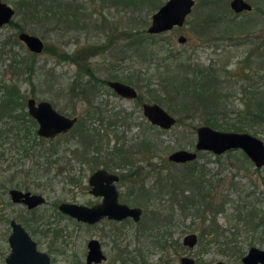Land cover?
Returning <instances> with one entry per match:
<instances>
[{
  "label": "rangeland",
  "instance_id": "rangeland-1",
  "mask_svg": "<svg viewBox=\"0 0 264 264\" xmlns=\"http://www.w3.org/2000/svg\"><path fill=\"white\" fill-rule=\"evenodd\" d=\"M166 1L156 0L155 5H135L110 1L103 4L101 0H54L48 6L40 5L38 13L33 15L28 13L27 8L20 7L19 0H2L15 9L11 21L18 26L8 23L0 27V83L13 80L19 86V93L25 95L26 99L35 98L37 102L47 100L63 114L76 115L80 123L85 125V129H91V132L94 131L102 137L101 143L98 142V151L93 146H87L76 130L56 139L60 148H63V144L65 148L69 147L71 183L75 182V176H82L81 172H78L81 168L86 169L83 171V183H86L87 176L94 167L93 163L90 164L91 167L85 163L84 156L107 157L109 152L125 150L127 152L124 156L130 158V161L123 166L130 170L137 168L139 171L128 178V185L144 178L151 193L156 191L154 200L149 204L144 199L134 201L144 209L138 223L130 221L127 224H117L116 229L112 228L114 224L106 223V227L111 229H108V235L105 237L97 230H89L83 224L58 217L56 213L50 220L47 217L53 214H50L51 206L41 207L36 211L39 218L48 219L53 228L58 225L65 229V234L70 235L69 240L73 243L70 242V248L69 244L64 246L65 251L60 256L56 255L59 260L56 264H67L64 256L70 251L83 248L85 240L90 236L103 241L107 259L102 264H111L110 258L115 246H129L134 249L141 247L144 255L150 252V256L147 255L146 258H150L152 262L164 255L167 248V256L172 255L174 251L169 247H159V233H163L162 237L168 241L179 242L187 233H197L201 237L197 246L192 249L183 246L178 249L177 257L184 254L197 256L200 264H210L218 260L226 264H241V257L251 246L264 249V228L260 226L252 231V221L248 225L246 218L240 217L247 215L248 210L254 211L256 217L253 223L257 224L259 215H264V166L255 168L249 159L244 158L241 150H232L230 155L199 151L196 161L186 163L168 158L177 150L195 151L196 129L208 125L206 120L210 117L219 125L215 129L234 131L235 127L228 124H238L241 128L239 132L252 134L264 141V122L255 118L251 120L248 118L250 116L238 113L245 108L244 104L251 96L247 85H251L250 88L258 87L264 96V0H247L254 10L241 14L232 12L230 0H195L193 10L183 26H175L158 34L147 33L152 14ZM212 18L216 19L215 26L208 34L214 30L212 34L221 35L223 39L209 40L207 33L200 34L207 29L206 25ZM238 22L246 32H251L247 33L249 36L246 37L245 43L235 42L234 36H226L229 34L226 29L232 28L234 23L237 25ZM19 26L23 27V31L40 37L44 47L49 45L53 48L52 52L43 49L42 53L36 54L35 69L32 73L28 72L24 61L32 59V52L18 39ZM142 29L145 31L140 34L143 41L140 44H131L128 34ZM179 36H184L186 40L180 42ZM256 45L263 46L261 54L260 49H255ZM87 48L93 51L85 53L79 64H88L100 80H118L134 86L142 100L137 102L117 95L107 83L91 80L78 63L62 59L58 55L62 52L75 55L80 53L81 49L85 51ZM187 67L191 70L200 67L206 72L199 70L193 75L194 72L185 71ZM78 70L81 74L79 78L76 77ZM176 72L180 77L181 74L182 77L189 74L188 79L191 83L194 80L196 84L194 90L201 94L200 100L195 101L193 89L191 95L180 97L182 92L177 94L166 85L168 82H162ZM74 80L77 83H74ZM74 85L75 89L70 92ZM81 88L85 89L87 95H80ZM167 91L173 96L177 94L178 97L167 100ZM155 95L164 97L159 105L176 119L175 124L168 129L151 124L143 115L142 102L156 103L149 99ZM2 96L3 93H0V99ZM95 104L98 105L96 108ZM19 109L21 108L17 107L15 111L18 112ZM101 110L104 112L103 120L98 116ZM177 119L180 121L177 122ZM19 123L21 122L15 121L6 125V172L7 175L16 174L15 181L21 180V172L25 175L28 173L31 180L37 181L36 174L47 167L46 157L40 158L33 153L24 155L32 141L30 138L25 140ZM0 130H3L1 126ZM82 131L84 132V128ZM43 145L47 147V143ZM74 149L75 152H72ZM117 156L115 160L120 161L122 155ZM191 167L197 168L191 178L193 181H196L194 179L199 178L203 171L204 178L214 185L211 195L215 209L224 199L227 200L222 209L214 215L210 209L204 210L205 201H201L200 193L196 196L197 187L186 185L191 181L189 177L183 180L186 185L183 193L189 196L188 198L195 194V203L189 205L184 212L180 210L181 213L179 207L174 205L176 210L170 213L169 195L172 192L175 196V191L168 184L175 181L165 183L167 181L163 179L164 174L170 172L175 176L176 173H189L187 169ZM61 183H55L54 193L51 198H47L48 202L51 199L57 201L70 198L68 195L62 196V189H58ZM81 185L75 190L81 191ZM123 186L127 188L126 184ZM76 195L79 202L89 200L87 195L83 196L79 192ZM185 198L187 197H182L183 202ZM21 209L8 201L7 216L11 217ZM157 212L163 217L172 214L173 218L171 221L162 219L163 221L153 224L150 229L140 231L142 226L150 224L151 217ZM213 216L215 224L224 230L218 237H215V234L201 233L214 229L210 222ZM3 228L4 225H0V249L8 250V222L6 233L2 235ZM165 232H170L171 237H166ZM232 232L239 233L234 235ZM50 237L49 234L45 242H49ZM235 244L239 246L238 251L232 250ZM175 259L177 258L175 257L174 261Z\"/></svg>",
  "mask_w": 264,
  "mask_h": 264
},
{
  "label": "flooded vegetation",
  "instance_id": "flooded-vegetation-1",
  "mask_svg": "<svg viewBox=\"0 0 264 264\" xmlns=\"http://www.w3.org/2000/svg\"><path fill=\"white\" fill-rule=\"evenodd\" d=\"M231 1L232 0H230V2ZM245 1H247V0H245ZM230 2H229V6H230ZM247 2L250 3L249 1H247ZM194 4H195V0H194L193 5H192L191 12L193 10ZM250 5H251L250 10H243V11L237 12L234 9H232L231 6H230V9L235 14L251 13L254 10V7L251 3H250ZM191 12L189 13V15L191 14ZM188 16L186 17L184 23L181 26H183L185 24ZM215 20L213 18H212V20L210 19L206 25L207 29L205 31L200 32L201 35H205L207 33L209 40L223 39V36H221V35H213L214 30L212 31L213 34L212 33L210 35L208 34V32H211V28L215 26ZM236 24L237 25H235V23H234V26L232 28L228 27L226 29L229 32V34H226V36H227V38H229L230 36H234L235 42L243 41V43H245L246 37L249 36V35H247V33H251V32H246L245 28H243L239 22ZM181 26H177V27H181ZM179 37H184V36H179ZM214 37H217V38H214ZM185 40H186V38H185ZM236 45H239V44H236ZM262 47H263L262 45L259 46V48H261V49H262ZM255 49H258V45L255 46ZM135 90L137 91V96L133 99L137 100L138 98H140V95H139L138 90L136 88H135ZM0 93H3V92L0 90ZM27 99H29V98H27ZM27 99L25 97V100H27ZM0 101H2V99H0ZM35 101H36V104H38L40 102V101L37 102L36 99H35ZM41 101H47V100H41ZM144 103H150V102H142L141 107ZM51 105L55 109V107L52 103H51ZM20 106H22V108L23 107L24 108H23L22 112L20 110H18V112L15 113V115L17 117H19L17 121H19L23 124H27L26 126L22 127L23 130L22 129L21 130L23 131V136L25 137V140H28L30 138L32 141V144L30 145V147H27L28 149H26V152L24 153V155L27 156L28 153H33V154H36L37 156H39L40 158L46 157L47 167H44L45 169L43 171L36 174L35 179L37 181L31 180L28 173H26V175H25L23 172H21L20 174L22 175V177H21L20 181H18V180L15 181L14 178L16 177V174H10V175L8 174L7 175L4 150H5L6 144L8 142L7 133H6V125H7V123H11V120L7 119L6 109L3 107V105H0V126L3 128V130H0V164H1V168H0V225L1 226L4 225V227H5V228H3V232H2V235H3V233L4 234L6 233V223L8 222L9 234L7 236V242H8V239H9L11 233H12V230H13L11 222L14 221L15 223L19 224L25 230V232L28 234V236L32 239V241H34V243L36 244V251L38 253L45 254L48 257V264H56L57 262H59L57 257L60 256V254L64 253V251H65L64 246H68V244H69V248H70V242L72 243V241L69 240L70 235L65 234V231H66L65 229L59 227L58 225H56V227H54V228L50 226L51 222L48 219H50V220L53 219L55 213L57 214L58 217L68 218L70 220L77 222L78 224H83L84 227L88 228L89 230H93V231L97 230L100 233V235H102V237L103 236L105 237L106 235H108V229H111V228L106 227L107 226L106 223L111 224V225L114 224L112 226V228L116 229L117 224H127L130 221L138 223L141 220V218L144 214V209L142 207H140L139 205H136L134 203V201H140V199L141 200L144 199L149 204L152 200H154L155 197H153V195L154 196L156 195V191H153L154 193H151V189H149L150 188L149 186H148L149 188L147 187L146 181L144 178H139L137 180V182H132V183H130V185H128L129 184V183H127L128 178L136 175L139 172L138 170L134 171L137 168H134L132 170H130L129 168L126 169V167L123 166L124 165L123 163L120 164L119 163L120 161L115 160L116 158H118V156H117L118 152L117 151L109 152L107 154L108 155L107 157H103V156L102 157L98 156V158L95 157L96 159H93L94 157L90 158L91 156L90 157L84 156L83 160L85 161V163H87L88 166H90V164L93 163L94 167H93V169L91 168L92 170H91L89 176H87L86 183H83V180H84L83 171H85L86 169L81 168V169H79L78 172L79 173L81 172L82 176H79V177L75 176L73 179V181L75 180V182L72 184L71 183V181H72L71 180L72 179L71 170L69 168V147L65 148V144H63V148H60V145L56 144V139L59 136L63 137L67 133H69L75 126H77L80 123V119L76 115L68 116V115H65L62 112L58 111L57 109H55L59 114H62L64 116L71 117V118L75 117L76 121L71 128H69L68 130H66L64 132H59V133H56L52 136H44V135H40L38 133L39 123L34 117H32L29 114L27 101L22 103ZM20 106H18V107H20ZM142 112H143V108H142ZM23 117H24V119H22ZM175 122H176V119H175ZM44 143H47L46 148L43 145ZM41 148L43 150H41ZM30 149H31V151H29ZM199 151L200 150H195L196 157L194 159L187 160L185 162H179V163H186L188 161H196V159L198 158V152ZM231 151L232 150L226 151V152H223L220 154H215L213 152H211V153L215 154V155H221V154L227 153L228 155H230ZM206 152H210V151H206ZM55 154L57 156H55ZM243 156H244V158L249 159L245 155V153H243ZM91 159H92V161H90ZM82 163H84V162H82ZM101 165H104V166H101ZM253 165H254V163H253ZM254 167L255 168H261L263 166L256 167L254 165ZM115 169H121V170L116 171ZM187 170H189L190 172L189 173H180V174L176 173L175 176H172L171 175L172 173H170V172H166L164 174L165 176L163 177V179L167 181L165 183H168V181H170V182L175 181V183L169 182L170 184H168L170 186V188L171 189L173 188V191H175L174 192L175 196H174V194H172V192L169 195V205L171 206L170 213H172L173 210L174 211L176 210L174 205L179 207V211L181 210L182 212H184V210L187 209V207H189V205L192 206L195 203V200L193 199V198H195V194H193V196H190V198H188L189 196H186L183 193L186 185H189L191 187H192V185L193 186L195 185V187H197L195 189L196 190V196L198 193H200L201 201H205L204 210L206 211V210L210 209L211 211H213V215H214L220 209H222V207L224 206V204L227 200L224 199L220 203V205L215 209L214 203L212 202L213 197L211 195V190L213 189L214 185L210 182V180L204 178L205 173L203 171H202V173H200L199 178L194 179L198 182L193 181V179H191V178L194 175V172L197 170L196 167H191V168H188ZM97 171H103L110 176H115L116 179L112 180L109 176H106V175H100V176L96 177L94 179V184H95L94 186H95V189L97 191V194H93L91 192L93 186L90 185L89 179H90L91 175ZM73 172H75V171H73ZM18 175L19 174L17 173V176ZM160 177H162V176H160ZM187 177H189L191 179V181H189L190 182L189 184L185 185L183 183V180H185ZM55 179H57L58 181H55ZM56 182L57 183L62 182L61 186L58 188V189H62V196L68 195V197L70 196V198L63 199V200L57 199V201H55L54 199H51V201L48 202L49 201L48 199L51 198V196L54 193V190H55L54 186H55ZM165 183H164V185H167ZM124 184H126L127 188H125L123 186ZM80 185L83 186V187H81V191L75 190ZM182 185H185V186H182ZM160 186H161V183H160ZM161 188H163V187L161 186ZM192 188H194V187H192ZM12 190L21 191L23 193H29L30 195H39L42 198H44V201L42 203H39V204H36V205L29 207L25 203L13 201L11 194H10V191H12ZM77 192H79L83 196L87 195L89 197V200L79 202L78 200H76V197L78 196V195H76ZM113 192H115L116 201L118 204L126 205L129 208H139L141 210V213H140L137 220L134 219V217H132V216H124L121 219H117V218H110L108 215H103L102 217H100L95 222L89 223V222H86L83 220H78L75 217H72V216L62 212L61 210H59V205L62 203L76 204V205H81V206L89 207V208L96 207V206H99L102 204L110 205L112 202V199H113V196H112ZM142 196H143V198H141ZM183 196L187 197V198H185L184 202L182 200ZM135 198L137 200H135ZM8 201H9V203L14 204V205H18L22 208L20 211H18L16 213L14 212L13 216H11V217L7 216ZM155 201H157V200H155ZM47 205H49L48 207L51 206V208L53 210L52 209L50 210V214L51 213H53V214H51V216H48L47 217L48 219H44V220L42 219L41 220V218H39V215L37 214L36 211H38L41 207L47 206ZM181 211H180V213H181ZM43 214H41V215H43ZM41 215H40V217H41ZM169 215L170 216L165 215L166 217H163L162 215H159L158 212L155 213L150 219L151 220L150 224L146 225V226H142L140 231H144L145 229H150V227L153 224L155 225V223H158L162 219L163 220L168 219L171 221V219L173 218V215L172 214H169ZM210 222H211V225L213 224L212 228H214V229L212 231H209V232L202 231L201 232L202 234H204V233L205 234H215V237H218L219 234L224 233V230H221L220 227L218 226V224H215L214 216L211 217ZM255 225L256 226L252 231H255L260 226L264 228V215H263V217L259 215L258 223ZM238 233L239 232H232L231 234L238 235ZM49 234L51 235L50 240H49V242H47V241L45 242V238L48 237ZM114 234H115V231L113 230V235ZM163 235H164L163 233H159L157 235L159 238L157 243L159 244V247L161 249L165 248V247H169L170 249H172L174 251V253L172 255L170 254L169 256H167L168 255V248H167L165 251L166 253L164 255H162L159 258H156V260H154L152 262L150 260V258L149 259L146 258L150 252L146 253L147 255H144L143 249L141 247L134 249V248H131L129 246H125L122 248L115 246L112 249L113 256L110 258L111 264H170L172 262H174L173 264H183V259L191 260L190 264H200L197 256L193 257L190 255L184 254V255H180L177 257L178 249L183 248V246L186 248H191V249L197 246L198 241H199V237H200V236H198L197 233H195V232L187 233L186 235H184L182 237L181 242H179L178 240H169L168 241L167 239H164L162 237ZM189 235H195L196 236L192 246L185 244V238ZM165 236L170 238L171 233L165 232ZM92 240H96L98 242V249L103 256V257H101L100 261H98V262H96L94 260H91L89 262V259H88L89 258L88 256H90L91 253L94 254V251H92L91 247L88 246L89 242ZM45 243H47V244H45ZM73 247H75V246L73 245ZM238 247H239L238 244L237 245L235 244V246L232 248V250L235 249V251H238ZM251 247H253V246H251ZM11 251L12 250L10 248L9 242H8V250H4V249L1 250L0 249V264H6V260L9 257ZM247 252L245 253V255H243L241 257V264H244L243 263V257H245L247 255ZM105 253L106 252L104 249L103 241H101L97 237L90 236L88 239L85 240V244H84L83 248H81L79 250L70 251L67 255L64 256L63 259L66 262H68L67 264H102L107 259V256ZM56 255H58V256H56ZM175 257L177 259H175V261H174ZM218 262H222L223 264H226L225 262H223L221 260H218V261L210 263V264H216ZM257 264H260V263H257Z\"/></svg>",
  "mask_w": 264,
  "mask_h": 264
},
{
  "label": "water",
  "instance_id": "water-1",
  "mask_svg": "<svg viewBox=\"0 0 264 264\" xmlns=\"http://www.w3.org/2000/svg\"><path fill=\"white\" fill-rule=\"evenodd\" d=\"M194 0H167L162 4L151 16L150 24L146 31L149 34H158L170 30L174 26H181L192 9ZM230 6L237 12L250 10L251 5L245 0H232ZM15 9L0 0V27L8 24ZM18 39L25 44L27 49L35 54L43 52V40L25 31L18 33ZM180 42H184V37H179ZM107 85L119 96L123 98L133 99L137 96L135 88L129 84L118 80H111ZM28 112L39 123L38 133L44 136H52L59 132H64L71 128L76 121L75 117H67L59 114L48 101H40L36 104L34 98L27 100ZM143 115L153 125H157L163 129L170 128L175 124V118L170 115L158 103H144L142 105ZM195 149L200 151H210L220 154L230 150H241L254 163L256 167L264 166V141L252 134L239 131H220L208 125L199 126L196 129ZM196 157L195 151L177 150L169 155V160L175 162H185ZM100 175L109 176L112 180L115 176H110L103 171H97L91 175L89 183L93 186L91 192L97 194L94 179ZM11 197L15 202H22L29 207L42 203L44 198L39 195H30L21 191H10ZM113 199L110 205H99L96 207H84L81 205L62 203L59 210L75 217L93 223L103 215L110 218L121 219L124 216H132L138 219L141 210L139 208H129L126 205H120L116 201L115 192L112 193ZM12 223V233L8 239L11 253L6 260V264H48V257L45 254L36 251V244L28 236L25 230L14 221ZM195 235H189L185 238V244L192 246ZM89 247L94 251L91 253L89 262L94 260L100 261L102 254L98 249V242L92 240ZM189 259H183V264H190ZM244 264H264V249L251 247L247 255L243 257ZM216 264H223L218 262Z\"/></svg>",
  "mask_w": 264,
  "mask_h": 264
},
{
  "label": "trees",
  "instance_id": "trees-1",
  "mask_svg": "<svg viewBox=\"0 0 264 264\" xmlns=\"http://www.w3.org/2000/svg\"><path fill=\"white\" fill-rule=\"evenodd\" d=\"M51 1H54V0H19V5H20V7L27 8L28 11H29L28 12L29 14L35 15V14L38 13V8H39L40 5L44 4V6H48L51 3ZM101 1H102L103 4H105L107 1H110V2H115V3H119V4H123V3L124 4H130V3L134 4L135 3V5H136L137 3H144V4L155 5V1L156 0H101ZM10 23L14 24L15 26H18V24L13 23L12 21ZM23 30H24L23 27L19 26V32L23 31ZM144 32L145 31H143V29H142V30L135 31L134 33L128 34V37H129V39L131 41L130 43L133 44V45L136 44V43L140 44V42L143 41L140 34H142ZM44 49L49 51V52L53 51V48L49 47V45L45 46ZM259 49H260L259 53H262L261 48H259V46H258V50ZM76 51H78V50H76ZM89 51L92 52L93 49L90 50L89 48H87L85 51L83 49H81V52L80 53H76L75 55L74 54L73 55H68L66 52H62V53H60L58 55L62 59H65V60H68V61H73V62H76V63L79 64L80 59L83 58L82 56L85 53H88ZM30 56H31L32 59H29L28 62L26 60H24V59L23 60L25 61L26 69L28 70V72L32 73V72H34V69H35V63H36L35 62L36 61L35 57H36V54L32 53ZM79 66H80L81 70H83L91 78V80L96 81V82H102V83H105V84L107 83L106 80L98 79L95 76L94 72L92 71L91 67L88 64H86V65L85 64H79ZM182 70H184V66H182ZM199 70L202 71V72H206L205 69L202 70V68H200V67L192 69V70L189 67H187L185 69V71H187L188 73L194 72L193 75H196V71H199ZM78 71L79 72L76 73V77L79 78V76L81 74H80V70H78ZM254 72H256V69H255ZM261 75L263 76V74H261ZM188 76H189V74L188 75L185 74V76L182 77V74H181V77H180V76H178V74L176 72V74L168 76L165 80L163 79L162 82L163 83H164V81H165V83L168 82V84H166V85L170 86L169 87L170 89L175 90L174 92H177V94L182 92L180 97L182 95L184 96L185 94L191 95V90L192 89L194 90V87H196V84H195L194 80H192L193 83H191V80L188 79ZM262 78H264V76ZM76 80H74V83H77L78 80L77 81ZM178 81H179L180 85L178 84ZM250 87H251V85H250ZM250 87H249V85H247L248 90L251 91V96H249L248 101L245 102V104H244L245 108L243 110H240L238 113H240L242 115H245V116H250L248 118H251V120H254V118H255V119H258L261 122H264V96L261 95V92L259 91V89H257L258 87L257 88L256 87H252L254 89H257L258 91L257 90H252V88H250ZM71 88H70L71 91L70 90L69 91L73 92V90L75 89V85L72 86ZM169 88H165V90H167ZM0 90L3 92L2 101H0V105H3V107L6 109V114H7L6 117L8 119H10L11 120V124H13V123H15V121L17 122V120L19 118V117H17L15 115V113L17 111V110L15 111V109H17L18 106H20L22 103L25 102V97L26 96L19 93V86H17V84L13 80H12V82H4V81L1 82L0 83ZM193 93H195V101L200 100V96H201L200 92L195 91ZM257 93H259L260 96ZM177 94H175L173 96V95H171V92L167 91L166 99L170 100V99L175 98V96L178 97ZM80 95H83V96L87 95V92L85 91L84 88H81ZM73 96H75V95H73ZM155 96L152 97V98L150 97L149 99L153 100L154 102H156L158 104H161V102H163V100H164V97L160 96V95H155ZM141 100H142V96L140 95V98L137 99V102H140ZM97 106L98 105L95 104L94 108H96ZM19 108H21L19 110L22 112L24 107L22 108V106H20ZM103 113H104L103 110H101L99 112L98 116H99L100 120H103L102 119V114ZM22 119H24V117ZM178 121H180V119H177V122ZM19 124L21 126V129H22V127L26 126V125H23V123H19ZM206 124H208V125H210L211 127H214V128H218V126H219L217 124V122L211 117L206 120ZM228 126L235 127L233 129L234 131L241 130V128H239L238 124H228ZM83 128H84V132L82 131ZM8 129H9V127H8ZM75 130H76L77 134L82 137V140L83 139L85 140V142L88 144L87 146H93L94 149L97 150V151L100 150V146H99L98 142L101 143L100 141H101L102 137L99 136L98 133H95L94 131L91 132V129H90V131L88 129H85V125L83 123H79L77 126H75L72 129V132H74ZM75 150L76 149L72 150V152H75ZM77 150H78V148H77ZM117 152H118V154L122 155L121 160L119 162L120 164L121 163H123V164L129 163L130 158L124 156V154L127 151H125V150L122 151L121 150V151H117ZM93 159H95V157ZM136 170L137 169H135L134 171H136ZM240 217H245L246 221H247L246 223H248V225H249V222L252 221V224H250L251 230H253L255 228L256 225L253 223V219L256 217V214H255L254 211H249L248 210L247 215L240 216Z\"/></svg>",
  "mask_w": 264,
  "mask_h": 264
}]
</instances>
